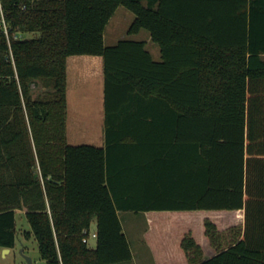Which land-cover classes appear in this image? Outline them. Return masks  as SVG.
Masks as SVG:
<instances>
[{"label": "trees", "instance_id": "16d2710c", "mask_svg": "<svg viewBox=\"0 0 264 264\" xmlns=\"http://www.w3.org/2000/svg\"><path fill=\"white\" fill-rule=\"evenodd\" d=\"M120 6L135 15L128 33L148 30L160 61L143 40L105 44ZM3 7L0 249L16 246L19 209L43 264L130 261L120 211H215L230 228L206 217L215 254L186 234V264H264V0ZM27 32L40 34L14 37ZM79 55L103 58L105 146L68 142V60ZM95 220L91 246L83 238Z\"/></svg>", "mask_w": 264, "mask_h": 264}, {"label": "rangeland", "instance_id": "374dc122", "mask_svg": "<svg viewBox=\"0 0 264 264\" xmlns=\"http://www.w3.org/2000/svg\"><path fill=\"white\" fill-rule=\"evenodd\" d=\"M145 2V1H144ZM146 3V2H145ZM134 13L124 6H120L115 15L110 20L107 28L105 30L104 40L107 46L114 45L121 39H133V40H143L147 44V48L150 51L154 47L159 49L158 45L152 40L151 35L148 30L142 29L139 33L129 34L128 30L130 25L134 20ZM39 32H27L20 35L23 39H29L39 36ZM155 56H157L155 54ZM159 59L158 57H155ZM156 59V60H157ZM103 58L101 56L95 55H79L71 56L68 60V73H69V89H68V100H69V121H68V142L70 144H95L103 145L101 140L96 137L97 133L104 132V128L99 125V120L96 116L99 115L100 105L104 101V81H103ZM44 91L42 85L34 86L33 93L38 95ZM74 106V107H73ZM75 106L83 107L87 114L91 115L89 119V127L87 126L78 127L72 120V115L76 114ZM81 123V122H80ZM84 124V123H83ZM85 125V124H84ZM102 132V133H103ZM131 211L125 212L121 211V217L126 219L125 227L129 240L132 246V250L135 252L134 260L124 261L115 264H154L152 262V257L149 253L144 252L143 246V235L142 229L146 226L145 215L141 213L137 217L139 219L135 225L127 223L128 214ZM186 213V212H184ZM184 217L190 220L189 224L185 223L182 225V229L189 226L193 233L199 232L202 228L201 220L202 218L210 217L212 221L219 215L215 211H201L198 213H186ZM221 219H229L228 216H220ZM215 218V219H214ZM17 221V240L16 246L12 251H7L6 253L0 251V264H27L24 255H28L33 258L34 264H43L44 261L40 256L39 244L36 237L30 232L32 231L31 225L26 217V209H19L16 215ZM179 226V225H177ZM158 228V227H156ZM169 228L172 231V227H162V230ZM172 232H177V227H173ZM180 228V227H179ZM160 229V228H159ZM91 231H96V220L93 221L91 225ZM30 232V236L27 237L26 233ZM170 234V235H171ZM163 241L168 244V239L166 234L163 236ZM91 246L95 245V240H91ZM23 250V252H22Z\"/></svg>", "mask_w": 264, "mask_h": 264}, {"label": "crops", "instance_id": "0c3cea01", "mask_svg": "<svg viewBox=\"0 0 264 264\" xmlns=\"http://www.w3.org/2000/svg\"><path fill=\"white\" fill-rule=\"evenodd\" d=\"M153 50L155 51V54L157 56H155L153 51H150V50L149 51L152 53L155 60L157 59L155 57H158L159 59H157V60L160 61L162 59V53H161L160 47H159V49L154 47ZM102 73H103V81H104V70ZM75 107L76 108L74 111H76V114L72 115V120L75 122V124L78 127L82 128V126H87V124H88L87 127H89V123H90L89 119L91 118V115L87 114L86 110H84L83 107H77V106H75ZM124 116H125L124 118H128V116H126V114ZM96 117L99 120V125H101V127L104 128V132L102 131L103 133L102 132L97 133L96 137H98L101 140V142L103 143V145H100V146H105L107 141H106V134H105L104 101H103V104L100 105L99 115ZM68 121H69V100H68ZM85 122H87V124ZM127 212H129V211H127ZM131 212L132 213H128V214H132V215L128 216L127 223H130L133 225H135L136 222H138L139 219H141V217L137 219V217L140 216L141 213H144V215H145L146 226L142 229V232H141L143 235V242H144L143 250H144V252H147L150 254V256L152 257V262H154V264H186V261H187L186 257H185L186 253H185L184 249L182 248L181 242H182L183 238L185 237V235L189 234V233H192L193 237L196 239V241L202 246L205 255L210 257V256L215 254L213 246H211L209 238L205 234V226H204L205 217L202 218V220H201L202 228L199 229V232L193 233V230L189 226H186V228L182 229L183 224H185V223L189 224V222H190V220L188 218L184 217L185 215H188L186 213L193 214V213H198L201 211H181V212H133V211H131ZM184 212H186V213H184ZM120 213H121V211L119 212V214ZM223 216H225V215H223ZM120 217H121V214H120ZM217 219L218 220L215 219L214 222L218 225V228L221 231H225L226 229L230 228V223L232 221L230 217H229V219H223L222 220L221 217L219 216ZM121 220L123 223L124 231L127 234V230L125 227L126 219L121 217ZM177 225H179V226H177ZM156 227H158V228H156ZM162 227H164V228L165 227H172L171 228L172 231L174 229L173 227H175V229L177 227V229H179V230H177V232L171 234V233H168V232H172V231H169V228L161 231ZM96 229H97V223H96ZM149 229H150V233H151L150 236L147 233V231ZM165 234H166L167 239H168V244L165 241H163V236ZM127 236H128V234H127ZM128 238H129V236H128ZM3 249L4 248L0 249V251ZM13 249L14 248H10L9 251H12ZM132 252H133V258L130 261L134 260V257H135L134 250H132ZM164 257H167V258L165 259Z\"/></svg>", "mask_w": 264, "mask_h": 264}, {"label": "built area", "instance_id": "2783aa9c", "mask_svg": "<svg viewBox=\"0 0 264 264\" xmlns=\"http://www.w3.org/2000/svg\"><path fill=\"white\" fill-rule=\"evenodd\" d=\"M0 27L3 29L4 33L7 35L8 39L10 40V30L9 26L6 22L5 19V12H4V7H3V0H0ZM21 34H15V38H20ZM85 236L83 238V241L86 243H89L91 239H95L97 237V232L96 231H86Z\"/></svg>", "mask_w": 264, "mask_h": 264}, {"label": "water", "instance_id": "95a60500", "mask_svg": "<svg viewBox=\"0 0 264 264\" xmlns=\"http://www.w3.org/2000/svg\"><path fill=\"white\" fill-rule=\"evenodd\" d=\"M3 250H4V252H7L10 250V248H4ZM22 252H23V250H22ZM24 257L26 258L27 264H34L32 257H30L28 255H24Z\"/></svg>", "mask_w": 264, "mask_h": 264}]
</instances>
